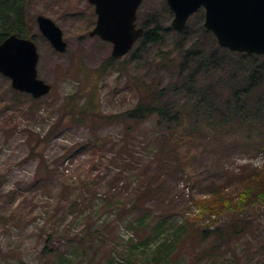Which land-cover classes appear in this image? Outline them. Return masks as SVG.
<instances>
[{
    "label": "rangeland",
    "instance_id": "374dc122",
    "mask_svg": "<svg viewBox=\"0 0 264 264\" xmlns=\"http://www.w3.org/2000/svg\"><path fill=\"white\" fill-rule=\"evenodd\" d=\"M23 3L39 77L53 90L35 98L0 73V264H264V204L231 211L217 203L220 217L190 219L195 201L215 188L232 203L243 177L264 165L257 150L264 111L259 131L244 126L219 136L209 128L185 142L167 131L165 148L156 115L133 123L126 111L138 103L141 81L163 87L179 70L157 71L153 50L110 61L113 45L89 34L97 14L88 0ZM165 4L144 0L141 12ZM38 15L62 29L64 52L41 33ZM193 18L184 47L211 37L197 35ZM249 133L255 139L246 144Z\"/></svg>",
    "mask_w": 264,
    "mask_h": 264
},
{
    "label": "trees",
    "instance_id": "16d2710c",
    "mask_svg": "<svg viewBox=\"0 0 264 264\" xmlns=\"http://www.w3.org/2000/svg\"><path fill=\"white\" fill-rule=\"evenodd\" d=\"M23 2L0 0V44L12 33L36 38V35L30 36ZM172 17L167 4L144 15L141 8L138 12V25L144 28V34L129 52L131 56L153 50L157 71H169V67L174 65L179 72L176 78L170 74L169 81L163 87L153 88L141 81L140 99L134 108L126 111L128 120L134 123L156 115L165 131V148L170 138L167 131L178 133L176 142H185V139L197 141L207 135L209 128L219 136L244 126H248L252 132L259 131L262 124L259 119L264 111V94H260L262 91L264 93V55L233 52L221 47L214 34L202 28L205 17L203 9L197 11L193 19L196 24L199 23L197 35H211L210 40L204 44L194 38L188 47H184L182 35L186 33L185 30L178 37L167 38L171 29L164 21ZM170 44L173 47L162 50L163 46ZM115 60L110 58V61ZM254 92L258 94L260 105L251 97ZM91 107L89 100L85 110L90 112ZM258 133L264 135V131ZM253 137L255 139L253 133L245 135V143H251ZM259 139L264 141L263 138ZM257 150H264V144ZM240 186L244 190L238 193V198H233L232 203H229L227 190L221 187L215 188L209 199L195 201L198 212L190 219L195 220L204 213L220 217V207L228 206V210L242 211L264 204V165L243 177Z\"/></svg>",
    "mask_w": 264,
    "mask_h": 264
},
{
    "label": "water",
    "instance_id": "95a60500",
    "mask_svg": "<svg viewBox=\"0 0 264 264\" xmlns=\"http://www.w3.org/2000/svg\"><path fill=\"white\" fill-rule=\"evenodd\" d=\"M95 6L97 20L90 36L113 44L112 56L127 54L144 29L137 27V12L143 0H88ZM173 12L170 28L183 31L189 18L203 8V28L211 31L220 46L241 53L264 54V0H166ZM42 34L52 46L64 52L68 46L62 29L54 20L39 15ZM40 54L32 38L10 34L0 44V73L11 79L12 87L35 98L49 94L53 86L39 77Z\"/></svg>",
    "mask_w": 264,
    "mask_h": 264
}]
</instances>
